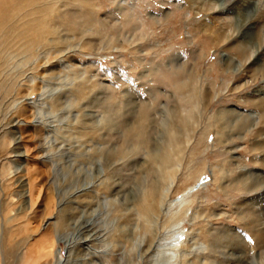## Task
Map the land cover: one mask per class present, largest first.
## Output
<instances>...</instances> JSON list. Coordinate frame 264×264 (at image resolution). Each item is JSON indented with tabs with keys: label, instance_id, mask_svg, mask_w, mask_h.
<instances>
[{
	"label": "rangeland",
	"instance_id": "1",
	"mask_svg": "<svg viewBox=\"0 0 264 264\" xmlns=\"http://www.w3.org/2000/svg\"><path fill=\"white\" fill-rule=\"evenodd\" d=\"M234 3L49 0L53 35L0 45V264H264V15Z\"/></svg>",
	"mask_w": 264,
	"mask_h": 264
},
{
	"label": "bare ground",
	"instance_id": "2",
	"mask_svg": "<svg viewBox=\"0 0 264 264\" xmlns=\"http://www.w3.org/2000/svg\"><path fill=\"white\" fill-rule=\"evenodd\" d=\"M48 1L49 0H0V45L2 44V46L5 48V51L9 50L11 52H18L23 47H35L38 46L41 42L42 33L49 34L51 32L50 34L53 35L54 27H51V25H49V23H46L44 19H41V21H39V14L42 13V9L47 7L46 3ZM228 5L231 6V3H229ZM233 5L235 6L234 10L239 9L237 13H241L242 11H244V8H246L248 9V11L252 12V14H257L260 10V12L264 15V0H236V4L234 3ZM15 7H17L18 10L11 11ZM211 8H213V6H211ZM249 27H251L253 30H257L258 23H250ZM255 35H258V32H255ZM262 44L264 47V42H262ZM246 47V44L244 45V43L236 41V47L234 50L237 51L240 56L246 57L249 51ZM262 51L264 52V48H262ZM261 107L264 108V100L261 101ZM262 113V118L264 119V110ZM151 190L152 192L149 195V200H146L149 202H146L145 206L143 205L142 207V212L147 215L152 214L154 212V205H157V202H155L156 198L154 188L152 187ZM245 215L250 218V216L252 217L254 215V212L252 209H250V207H247L245 208ZM263 233L257 236L256 242H258L259 240L263 241ZM71 254L75 253L73 251H70L68 256V263L70 264V262H72L74 264V260L72 259L73 257L71 258Z\"/></svg>",
	"mask_w": 264,
	"mask_h": 264
}]
</instances>
